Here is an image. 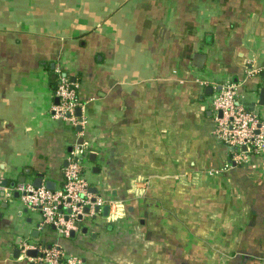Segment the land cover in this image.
<instances>
[{
	"label": "crops",
	"instance_id": "crops-1",
	"mask_svg": "<svg viewBox=\"0 0 264 264\" xmlns=\"http://www.w3.org/2000/svg\"><path fill=\"white\" fill-rule=\"evenodd\" d=\"M58 67L78 80L75 126L51 114ZM229 80L264 118V0H0V264H32L28 236L85 264H264V156L225 170L214 131ZM83 141L118 214L34 238L11 184L62 186Z\"/></svg>",
	"mask_w": 264,
	"mask_h": 264
},
{
	"label": "built area",
	"instance_id": "built-area-1",
	"mask_svg": "<svg viewBox=\"0 0 264 264\" xmlns=\"http://www.w3.org/2000/svg\"><path fill=\"white\" fill-rule=\"evenodd\" d=\"M55 73L59 80L55 93L59 102L51 107L52 117L75 126L80 123L76 111L82 107L78 96L79 85L61 67ZM211 104L215 112V134L230 148L225 170L247 164L254 157L264 156V118L259 110L240 103L235 83L229 80L221 84ZM87 151L88 142L83 141L68 152L62 186L52 189L44 183L35 186L32 181H25L12 187L20 192L25 209L32 213L34 225L39 224L37 227L40 231L54 229L69 236L82 218L87 217L91 223L106 205L110 206L109 216L106 217L108 220L111 215L118 214V201L94 193L91 189L84 170ZM4 192L5 196L12 195V191L6 188ZM97 207L100 208L99 212L96 211ZM86 208L89 209L88 213H85ZM30 238L28 236L21 243L20 249L23 254L29 249H38L37 256L31 257L33 264H85L82 257L69 253L60 244L41 243Z\"/></svg>",
	"mask_w": 264,
	"mask_h": 264
},
{
	"label": "water",
	"instance_id": "water-1",
	"mask_svg": "<svg viewBox=\"0 0 264 264\" xmlns=\"http://www.w3.org/2000/svg\"><path fill=\"white\" fill-rule=\"evenodd\" d=\"M58 102H59V98H56V103H58ZM260 104H264V88L261 90V94H260ZM76 114L78 116H81L82 115V109L81 108H78L77 111H76ZM71 150H72V147L69 148V151H71ZM25 181H26V176H22L21 178H19V182H25ZM43 183H45V186H47L48 188H52V189L56 188V186H57L56 182L53 181V180H50V179L45 180V182H44L43 174H36V176L33 179V184L35 186H41ZM15 184L16 183L13 182L11 184V186L14 187ZM4 185L5 186L7 185V182L6 181L4 182ZM94 192H97V190H94ZM2 194L3 195L5 194L4 191L2 192ZM14 196L17 197V198H20L21 197V194H20L19 191L16 190ZM6 205H7V203L4 204V206H6ZM26 211H27V209H26ZM96 211L99 212L100 211V208L97 207L96 208ZM103 211H104L103 213H104V216L105 217L109 216L110 206L109 205H106L104 207ZM88 212H89V209L86 208L85 209V213H88ZM94 218H96V217L94 216ZM31 221H32V218H29V222H31ZM38 226H39V224H38ZM83 232L87 233L88 232V228L87 227H84ZM74 233L75 232H72V235H74ZM44 234H45L44 232L43 233H40V230L37 227L34 230L32 236L34 238H37L38 239V238L41 237V235L43 236ZM20 241H21V238L18 239V242H20ZM40 241H41V243H44V240L43 239H41ZM37 253H38V249H29L27 251V255L30 256V257H36L37 256ZM15 254L18 257L21 254V249L20 248H16L15 249Z\"/></svg>",
	"mask_w": 264,
	"mask_h": 264
},
{
	"label": "trees",
	"instance_id": "trees-1",
	"mask_svg": "<svg viewBox=\"0 0 264 264\" xmlns=\"http://www.w3.org/2000/svg\"><path fill=\"white\" fill-rule=\"evenodd\" d=\"M66 73V72H65ZM68 76H70L68 73H66ZM71 80L74 81V82H78V80L76 78H72L70 76ZM58 85H59V80L57 77H53L51 78V87H52V90H53V95H54V98H57L55 93H56V90L58 88Z\"/></svg>",
	"mask_w": 264,
	"mask_h": 264
},
{
	"label": "rangeland",
	"instance_id": "rangeland-1",
	"mask_svg": "<svg viewBox=\"0 0 264 264\" xmlns=\"http://www.w3.org/2000/svg\"><path fill=\"white\" fill-rule=\"evenodd\" d=\"M16 185V184H15ZM16 191V190H15ZM5 193V192H4ZM22 204H23V202H22ZM23 208H25V206H24V204H23ZM26 214L27 215H29V216H31L32 215V213L31 212H26ZM34 216V215H33Z\"/></svg>",
	"mask_w": 264,
	"mask_h": 264
}]
</instances>
